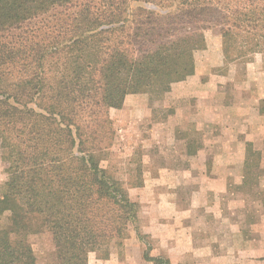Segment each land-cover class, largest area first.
Wrapping results in <instances>:
<instances>
[{"label":"trees","instance_id":"1","mask_svg":"<svg viewBox=\"0 0 264 264\" xmlns=\"http://www.w3.org/2000/svg\"><path fill=\"white\" fill-rule=\"evenodd\" d=\"M210 29L225 62L264 51V0H0V264H36L31 234L51 237L45 264L107 259L129 226L148 237L140 204L100 164L108 111L194 74Z\"/></svg>","mask_w":264,"mask_h":264},{"label":"crops","instance_id":"2","mask_svg":"<svg viewBox=\"0 0 264 264\" xmlns=\"http://www.w3.org/2000/svg\"><path fill=\"white\" fill-rule=\"evenodd\" d=\"M228 80L221 81L216 74L192 75L173 83L162 99L164 106L177 110L166 121L180 116L197 131L205 132L208 124L216 131L201 138L195 171L190 170L191 155L186 153L189 165L160 171L156 178L170 181L145 186L138 197L141 231L165 250L169 264H182V255L189 251L197 264L264 263L257 259L264 258V245L259 248L253 225L246 220L247 198L239 187H231L243 178L247 127L262 120L258 95L255 86L245 90L243 80L237 84L240 91L234 83L235 90L227 92ZM258 226L264 236V218ZM242 241L247 244L244 249Z\"/></svg>","mask_w":264,"mask_h":264},{"label":"rangeland","instance_id":"3","mask_svg":"<svg viewBox=\"0 0 264 264\" xmlns=\"http://www.w3.org/2000/svg\"><path fill=\"white\" fill-rule=\"evenodd\" d=\"M204 35L206 47L195 51L196 71L192 75L216 74L221 81L229 77L225 86L227 92L235 90L233 84L236 83L237 86L243 80L245 90L249 91V85L255 86L259 105V100L264 98V51L254 53L250 58L225 62L221 50L222 40L217 30H205ZM236 90L240 91L241 88L237 86ZM163 97L160 100L149 101L146 94H129L120 109L111 108L108 111L114 134L108 156L100 164L124 182L131 200L136 202L139 201L138 197L141 196L145 186H153L156 181L160 183L161 179L170 181L168 177L156 178L163 170L185 168L191 162L190 170L195 171V156L200 148L201 138L207 133L210 135L216 132L212 124L205 126V132L197 131L180 116H177L175 122L166 121L168 115L176 114L177 110L172 105L164 106ZM261 117V122L248 126L246 130L243 178L238 185L231 183V187H239L247 198L249 206H247L246 220L253 225L252 236L257 240L259 248L264 245V236L258 231L259 219L264 218V179H262L264 176V116ZM171 127L174 128L173 131ZM247 142L252 144L255 152V154H248V157ZM186 143L189 145H186L187 151ZM208 151L210 152V149ZM186 153L194 156H190L189 163L186 161ZM5 167L6 164L0 159V190L6 179ZM142 224L140 217V221L136 224L140 230ZM147 236L145 239L137 238L134 226H129L122 244H114L107 259H99L94 252H91L88 255V264H152L145 260L143 256L145 252L149 256L166 255V252L154 238L148 234ZM28 240L36 257V264H45L51 260L53 246L48 233L31 234ZM242 242L243 245L240 246L244 249L247 244H244L245 241ZM182 258V264H197L190 251L183 254ZM257 259L264 261L261 257ZM237 263L247 264L248 262L242 260Z\"/></svg>","mask_w":264,"mask_h":264}]
</instances>
